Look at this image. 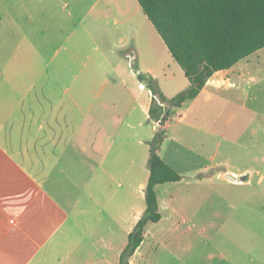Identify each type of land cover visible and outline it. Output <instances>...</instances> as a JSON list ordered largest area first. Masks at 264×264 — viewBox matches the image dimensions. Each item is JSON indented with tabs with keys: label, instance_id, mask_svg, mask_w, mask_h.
<instances>
[{
	"label": "crops",
	"instance_id": "0c3cea01",
	"mask_svg": "<svg viewBox=\"0 0 264 264\" xmlns=\"http://www.w3.org/2000/svg\"><path fill=\"white\" fill-rule=\"evenodd\" d=\"M140 10L138 0H0V264L120 263L147 206L149 142L161 129L150 116L153 92L138 77L140 69L124 75L116 70L120 62L107 58L100 65L114 69L115 83L110 96L97 104L111 78H104L100 91L79 85L76 96L75 86L68 85H76L77 76L61 86L66 84L62 69L75 64L63 60L54 66L56 75L44 78L37 72L27 79L41 86L24 109L16 69L47 67L26 52L45 57V52L64 46L65 35L77 34L74 51L81 34L89 40L111 36L114 26L121 33L117 48L124 51L133 41L130 29L145 21ZM89 83L91 78L83 84ZM66 93L71 95L68 101ZM221 95L242 113L264 114V48L216 71L200 94L162 125L167 129L159 154L183 178L156 186L162 217L147 224L130 264H152L147 243L162 244L183 228L191 231L192 200L200 196L196 214H203V197L210 192L218 199L215 217L204 200V264H264V153L258 144L232 141L233 153L239 148L247 155L219 159L217 164L226 168L216 173L204 176L207 164L202 159L186 165L193 156L185 133H202L197 141L204 147V127L189 121L188 107ZM130 98L142 119L133 117ZM14 99L11 107L5 106ZM228 174L240 180L232 181Z\"/></svg>",
	"mask_w": 264,
	"mask_h": 264
},
{
	"label": "rangeland",
	"instance_id": "374dc122",
	"mask_svg": "<svg viewBox=\"0 0 264 264\" xmlns=\"http://www.w3.org/2000/svg\"><path fill=\"white\" fill-rule=\"evenodd\" d=\"M140 11L141 15H144L145 21L143 23L141 21L136 22L135 26L130 29V32L133 34V41L130 47L126 48L124 51L117 48L121 33L120 29L114 26L112 27L113 34L111 36H96L94 39L89 40L81 34L80 46L75 48L74 51H72L71 48L74 45L73 41L77 38V34L73 37L65 35L64 46L54 47L49 52H45V57H41L40 52H26L27 56L33 61L41 62L42 66H44V64L48 65L43 68L18 67L16 69L19 86L17 92L23 97L21 101L22 107L24 109H29L31 95L37 93L41 86L40 82L39 84L31 85V83H28L27 79H34L37 72L38 74L42 72V77L44 78L56 75L57 69L54 66L57 62L63 60H71L74 61L75 64H71L69 67L62 69V75L66 84H61V86H67L72 82L73 77L77 76L76 79L78 83L76 85H68L70 87L75 86L74 94H76V96L80 95V92L77 91V89L79 90V85L88 86L91 91H100L104 78H111V85L101 91L100 95L102 96L100 99H97V104H100L101 101L107 97V94L110 96V92L115 83L114 69L108 65H100V62L105 61L107 58L115 62H120V67L116 70L121 71L124 75H126V73L131 75V70L137 71L140 69L141 73L137 74L139 78L145 77L146 79H155L157 87L167 98L169 97L168 99L187 90L190 86V81L186 77L184 70L173 58L161 35L154 28L151 21L145 14H142V10ZM112 23L115 24V19H112ZM133 44L136 45L134 46L136 53L131 50V45ZM127 51L128 56L126 57ZM21 55L22 59H25V54L22 53ZM40 59H44L45 61L42 62ZM48 59L49 61L54 60V62L49 64L47 61ZM128 63L130 66H128ZM149 68L150 70L148 71ZM153 74H157L158 78H154L152 76ZM87 78H91V84L89 83L86 85V83L84 85L83 83ZM146 86L149 88L147 83ZM31 90L32 92L30 93ZM221 96L222 99L214 98L211 101L204 99V101L200 100L197 104H190L191 106L189 105L190 107H188L191 108V111L187 114L189 121L193 123L200 122L199 127H204V147H201L197 141L202 133L189 132L188 134V132H186L185 134L188 137L186 142L190 146L192 151L191 156H193V158H189L191 164L186 165L191 167L197 159L199 162L201 159L204 160V164H207L204 169V176L226 168L217 164L219 159L223 160L228 157L231 159L236 157L242 158L247 155L239 148H237L238 153H233L235 149L234 145L231 143L232 141H235L237 144H245L246 146L249 144L252 145L253 142H255L258 144V151L264 153V114L259 111L255 115L242 113L237 105H233L227 98H224L223 95ZM65 98L66 101H68L71 95L66 93ZM81 98L83 99L84 95L81 96ZM137 98L139 100L140 96L137 95ZM84 99L86 103V98ZM12 102L15 103L16 100L14 99V101L10 103H5V106L11 107ZM135 103L136 102L130 98L129 109H134V118L137 120L142 119L143 113L139 106L136 105V107H134ZM163 105L167 107V104ZM183 105L184 103L182 106ZM180 107H169L170 120H172L174 114L179 111ZM184 107L185 106H183V108ZM167 122L168 120L165 122V125H168ZM156 123L163 129L161 121H157ZM240 127H244L247 131H236ZM255 130L256 133H254ZM130 133L132 134L133 132ZM240 152L242 153L240 154ZM201 153L204 157H201ZM197 155L198 157H196ZM217 187L218 186L215 185L214 189H217ZM205 189L208 188L204 184V190ZM199 199L200 196L192 200V205L188 209L189 215L191 216L194 214L195 216V218L192 219V230L188 231V228L185 230L182 227L183 229L177 231L169 241L154 245L147 243L145 249L147 254H149L148 258L150 260L148 262H152V264H204V200L206 209L215 217L218 196L215 192L214 194L210 192V194L207 193L206 196L203 197V214L201 212L196 214V209L200 206L198 202ZM184 231L186 233H183Z\"/></svg>",
	"mask_w": 264,
	"mask_h": 264
},
{
	"label": "trees",
	"instance_id": "16d2710c",
	"mask_svg": "<svg viewBox=\"0 0 264 264\" xmlns=\"http://www.w3.org/2000/svg\"><path fill=\"white\" fill-rule=\"evenodd\" d=\"M138 2L190 81L187 90L168 99L157 87L155 79L140 78L154 94L150 116L162 124L170 117V106L180 107L186 100L196 98L216 71L229 69L264 48V0ZM165 136L166 129H159L149 142L147 206L129 234L119 264H130L131 257L144 241L147 224L162 217L156 186L183 178L159 154Z\"/></svg>",
	"mask_w": 264,
	"mask_h": 264
},
{
	"label": "water",
	"instance_id": "95a60500",
	"mask_svg": "<svg viewBox=\"0 0 264 264\" xmlns=\"http://www.w3.org/2000/svg\"><path fill=\"white\" fill-rule=\"evenodd\" d=\"M226 178H228V179H230V180H232V181H238V180H240L239 178L234 177V176L229 175V174L226 176ZM241 179H242V178H241Z\"/></svg>",
	"mask_w": 264,
	"mask_h": 264
},
{
	"label": "built area",
	"instance_id": "2783aa9c",
	"mask_svg": "<svg viewBox=\"0 0 264 264\" xmlns=\"http://www.w3.org/2000/svg\"><path fill=\"white\" fill-rule=\"evenodd\" d=\"M138 74H140L141 72L140 71H137Z\"/></svg>",
	"mask_w": 264,
	"mask_h": 264
}]
</instances>
